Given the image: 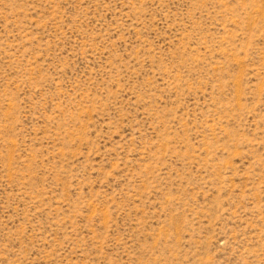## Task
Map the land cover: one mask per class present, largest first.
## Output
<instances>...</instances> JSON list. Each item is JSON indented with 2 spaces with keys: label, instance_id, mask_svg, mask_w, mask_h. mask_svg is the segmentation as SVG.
Returning a JSON list of instances; mask_svg holds the SVG:
<instances>
[{
  "label": "rangeland",
  "instance_id": "rangeland-1",
  "mask_svg": "<svg viewBox=\"0 0 264 264\" xmlns=\"http://www.w3.org/2000/svg\"><path fill=\"white\" fill-rule=\"evenodd\" d=\"M0 264H264V0H0Z\"/></svg>",
  "mask_w": 264,
  "mask_h": 264
}]
</instances>
